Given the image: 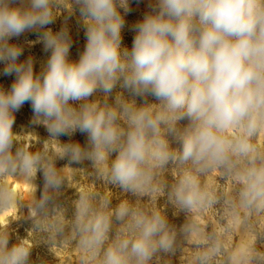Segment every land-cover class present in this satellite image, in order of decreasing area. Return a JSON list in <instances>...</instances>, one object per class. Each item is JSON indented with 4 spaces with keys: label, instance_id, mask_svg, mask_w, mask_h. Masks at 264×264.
<instances>
[{
    "label": "clouds",
    "instance_id": "1",
    "mask_svg": "<svg viewBox=\"0 0 264 264\" xmlns=\"http://www.w3.org/2000/svg\"><path fill=\"white\" fill-rule=\"evenodd\" d=\"M60 2L0 0V74L14 76L9 88L0 86V173L17 166L29 175L42 170L48 186H60L55 170L42 165L39 155L12 154L15 114L28 104L32 122L50 136L86 134L90 150L69 144L62 157L79 162L86 156L104 165L111 181L126 190L150 185L156 170L170 161L191 162L173 196L182 209L195 210L214 202L201 189L198 174L244 160L239 207L264 210V155L251 143L264 132V0H154L132 25L131 48L122 36L130 0H73L86 38L75 60L66 23L58 32L47 27ZM27 32L50 53L38 73L33 57L20 61L23 48L10 43ZM117 86L158 103L137 106L121 93L114 106L90 102L97 92L107 97ZM184 120L188 123L181 127ZM11 199L8 190H0V203ZM115 215L130 217L127 231L105 247L111 214L81 201L80 244L99 257V264H149L157 252L170 249L168 222L159 212L131 211L121 204ZM218 252L212 246L201 255L202 264ZM29 256L25 246H9L0 234V264H28Z\"/></svg>",
    "mask_w": 264,
    "mask_h": 264
},
{
    "label": "rangeland",
    "instance_id": "2",
    "mask_svg": "<svg viewBox=\"0 0 264 264\" xmlns=\"http://www.w3.org/2000/svg\"><path fill=\"white\" fill-rule=\"evenodd\" d=\"M152 2L154 0H130V12L125 16L122 30L124 46L131 48L135 35L132 25L143 18ZM54 11L57 18L47 27L58 32L66 23L72 40L70 59L75 60L86 44L83 20L73 0H62ZM38 40L35 33L27 32L10 41L23 48L20 61L33 57L37 73L50 55ZM3 67L0 63V73ZM13 81L14 76L0 74V86L7 89ZM118 93L126 100H134L137 106L158 103L151 96H131L119 86L107 97L97 92L90 102L101 106L107 102L114 106ZM15 115L13 156L17 150L39 155L41 164L50 165L60 181L59 187H50L45 183L42 170L29 175L19 166L14 171L0 173V190H8L12 197L10 203H0V234L7 236L9 246L23 245L29 250L28 264H99V257L94 258L80 244L78 212L82 199L93 211L111 214L105 247L118 233L127 231L130 217L120 220L115 215L121 204H126L131 211L159 212L164 216L172 245L168 251L157 252L149 264H202L201 255L214 245L219 247V252L206 264H264V210L245 211L239 207L238 193L243 187L239 173L246 161L234 162L232 168L220 167L198 174L201 189L213 197L214 202L189 211L175 202L173 191L184 172L192 168L191 162L170 161L156 170L150 185L126 190L111 181L104 165L86 156L79 162H72L67 154L61 156L69 144L78 143L85 151L90 150L86 134L50 136L43 125L32 122L28 104ZM187 123V120L181 121L180 126ZM167 139L173 148H179L173 134H168ZM251 143L258 155H264V132L256 135ZM105 202L107 208L101 209Z\"/></svg>",
    "mask_w": 264,
    "mask_h": 264
}]
</instances>
